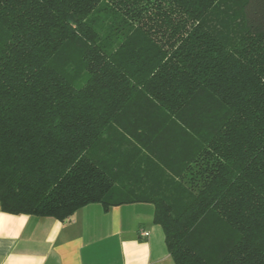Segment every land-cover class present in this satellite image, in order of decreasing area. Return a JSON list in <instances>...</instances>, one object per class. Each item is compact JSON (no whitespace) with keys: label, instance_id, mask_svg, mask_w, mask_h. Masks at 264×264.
<instances>
[{"label":"trees","instance_id":"16d2710c","mask_svg":"<svg viewBox=\"0 0 264 264\" xmlns=\"http://www.w3.org/2000/svg\"><path fill=\"white\" fill-rule=\"evenodd\" d=\"M147 203L174 264H264V0H0V208Z\"/></svg>","mask_w":264,"mask_h":264},{"label":"crops","instance_id":"0c3cea01","mask_svg":"<svg viewBox=\"0 0 264 264\" xmlns=\"http://www.w3.org/2000/svg\"><path fill=\"white\" fill-rule=\"evenodd\" d=\"M154 213L147 203L92 204L63 222L0 208V264H174Z\"/></svg>","mask_w":264,"mask_h":264},{"label":"built area","instance_id":"2783aa9c","mask_svg":"<svg viewBox=\"0 0 264 264\" xmlns=\"http://www.w3.org/2000/svg\"><path fill=\"white\" fill-rule=\"evenodd\" d=\"M145 236H147L148 234L147 233H144Z\"/></svg>","mask_w":264,"mask_h":264}]
</instances>
